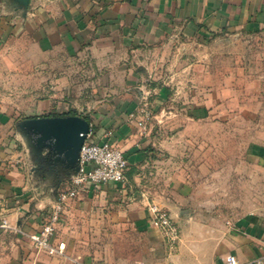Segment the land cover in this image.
Returning a JSON list of instances; mask_svg holds the SVG:
<instances>
[{
    "label": "crops",
    "instance_id": "obj_1",
    "mask_svg": "<svg viewBox=\"0 0 264 264\" xmlns=\"http://www.w3.org/2000/svg\"><path fill=\"white\" fill-rule=\"evenodd\" d=\"M240 33H264V0H0V264H94V220H87L85 240L82 217L94 216L100 205L106 215L139 231L153 250L147 262L131 258L132 264H151V258L157 263L166 243L151 224L147 204H164L178 215L171 196L187 195L185 180L177 175L163 185L160 179L153 184L150 164L163 150L164 127L170 129L168 138L176 137L172 125H177L178 114L186 128L207 120L211 110L207 102L195 100L185 102L181 113L165 111L169 88L154 83L153 133L143 129L139 119L131 118L139 103L133 89L141 87L146 72L142 58L164 47L171 53L178 35L205 41ZM221 79L213 87H226ZM73 113L91 122L90 140L109 141L124 151L128 182L89 187L69 200L55 236V243L65 242L66 248L63 254L51 255L38 251L28 234L42 228L58 192L69 184V170L60 173L54 191L50 189L52 181L33 163V137L19 122ZM28 161L33 165L27 167ZM157 163V169L165 168ZM3 218L18 230L1 227ZM189 221L185 218L184 224ZM228 224L217 230L226 236V255L234 254L241 264H258L264 254V211L249 212ZM80 245L88 250L86 255ZM180 250L170 256L172 264H224L200 261L189 246L181 245Z\"/></svg>",
    "mask_w": 264,
    "mask_h": 264
},
{
    "label": "rangeland",
    "instance_id": "obj_2",
    "mask_svg": "<svg viewBox=\"0 0 264 264\" xmlns=\"http://www.w3.org/2000/svg\"><path fill=\"white\" fill-rule=\"evenodd\" d=\"M172 47L171 53L164 47L143 56L141 66L146 72L141 87L133 89L139 99L136 112L142 106L143 96L153 101L156 96L153 84L160 83L169 88L165 93L169 100L165 111L173 109L181 113L185 102L203 100L209 104L211 116L198 125L184 128V119L178 114L177 125H172L176 137L168 138L170 129L165 126L161 138L163 150L158 155L149 154L156 161L150 164L152 183L158 184L160 179L163 185L177 175L185 180L187 195L171 196L177 203L178 215L160 203L180 225L181 237L176 249L170 250L158 230L166 247L156 262L172 264L170 256L179 254L183 245L197 252L200 261L210 259L214 263L223 261L228 253L223 246L226 236L217 230L229 226L228 221L245 218L249 212L264 211V33L220 34L205 41L178 35ZM220 78L226 87L216 89L213 84ZM151 108L154 116L155 109L152 105ZM136 112L131 118L138 120ZM153 120L146 121L150 134ZM17 147H21L20 143ZM44 152L41 155L37 149L33 163L42 176L52 181L49 188L54 191L55 178L67 168L60 161L56 163L47 150ZM173 159L175 163L171 162ZM157 161L165 168L154 167ZM33 180L39 182L38 177L34 176ZM97 207L94 216L85 213L82 217L85 228H81L86 240L87 220H94L97 246L94 252L90 250L95 256L94 264H132L131 258L139 261L141 257L148 261L153 250L147 239L129 223L119 221L112 214L106 215L103 205ZM184 217L190 220L186 224ZM80 246L86 255L88 250ZM154 261L151 258V264Z\"/></svg>",
    "mask_w": 264,
    "mask_h": 264
},
{
    "label": "built area",
    "instance_id": "obj_3",
    "mask_svg": "<svg viewBox=\"0 0 264 264\" xmlns=\"http://www.w3.org/2000/svg\"><path fill=\"white\" fill-rule=\"evenodd\" d=\"M142 99V106L135 115L139 119L138 124L143 129H146V121L151 119L153 114L149 98L143 96ZM132 115L134 116V114ZM90 134L91 131L79 152V168L69 173V184L66 188L58 192L42 228L38 232L28 234L38 251H43L51 255L63 254L66 243L59 242L56 244L55 236L69 200L77 197L80 192L89 187L98 188L110 182H121L126 185L128 182L127 171L129 164L124 151L109 141H92L89 139ZM147 208L150 212L151 224L162 232L170 250L176 249L180 242L181 229L171 212L156 202L148 203ZM1 227L9 230H18L6 218H3ZM256 262L258 264H264V254ZM139 264L147 263L139 262ZM155 264L164 263L157 262ZM224 264L241 263L234 254H228L224 259Z\"/></svg>",
    "mask_w": 264,
    "mask_h": 264
},
{
    "label": "water",
    "instance_id": "obj_4",
    "mask_svg": "<svg viewBox=\"0 0 264 264\" xmlns=\"http://www.w3.org/2000/svg\"><path fill=\"white\" fill-rule=\"evenodd\" d=\"M19 127L31 134L39 152L47 150L56 163L63 162L68 173L79 168V152L91 131L87 118L77 114L30 117Z\"/></svg>",
    "mask_w": 264,
    "mask_h": 264
},
{
    "label": "trees",
    "instance_id": "obj_5",
    "mask_svg": "<svg viewBox=\"0 0 264 264\" xmlns=\"http://www.w3.org/2000/svg\"><path fill=\"white\" fill-rule=\"evenodd\" d=\"M73 114H74V113H73ZM53 115H55V116H56V115H62V114H53ZM63 115H64V114H63Z\"/></svg>",
    "mask_w": 264,
    "mask_h": 264
}]
</instances>
